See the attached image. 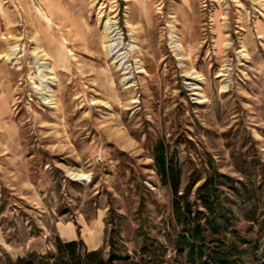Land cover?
<instances>
[{
  "label": "rangeland",
  "instance_id": "374dc122",
  "mask_svg": "<svg viewBox=\"0 0 264 264\" xmlns=\"http://www.w3.org/2000/svg\"><path fill=\"white\" fill-rule=\"evenodd\" d=\"M263 1L0 0V264H51L62 224L115 264H198L183 219L264 264V51L241 27Z\"/></svg>",
  "mask_w": 264,
  "mask_h": 264
},
{
  "label": "trees",
  "instance_id": "16d2710c",
  "mask_svg": "<svg viewBox=\"0 0 264 264\" xmlns=\"http://www.w3.org/2000/svg\"><path fill=\"white\" fill-rule=\"evenodd\" d=\"M155 161L157 164V171L161 176L163 184H167L170 186L173 194L178 200L181 198V195H178L179 192V174L178 171L174 172L173 168L167 163L163 152H159L155 157ZM203 196V207L206 209H210V201L206 194ZM180 203L175 201V211L180 216V209L182 210V214L185 216H190L191 209L188 201H185V205L180 208ZM179 221L182 220L179 217ZM183 243L188 248L189 256L194 260H197L198 264H205L206 260H210L212 264H225L228 261V252L223 251L220 245L219 239L217 242L209 241L213 243V245L206 246L207 236L203 233L202 223L200 221H195L194 223L189 220L183 219ZM214 233L219 231L218 223H213L209 221L207 223ZM199 242V246L196 248V243ZM56 252L57 256L53 257V261L51 264H115L114 260L117 259L114 255H109L107 258H104L99 249L96 250H87L85 248L84 243L81 239L62 241L59 238L56 239ZM32 256V255H31ZM12 264H31V261L27 260L24 257L17 258L15 263ZM124 264H142L138 261H130Z\"/></svg>",
  "mask_w": 264,
  "mask_h": 264
},
{
  "label": "crops",
  "instance_id": "0c3cea01",
  "mask_svg": "<svg viewBox=\"0 0 264 264\" xmlns=\"http://www.w3.org/2000/svg\"><path fill=\"white\" fill-rule=\"evenodd\" d=\"M241 27L243 28L242 43L244 49L247 50L251 55H256L260 51V49L264 51V12L263 17H259L252 22L250 21L248 16L246 19H241ZM58 232L61 238L68 241L75 240L81 237L84 240L88 250H95L102 245V234L99 233V237H97L98 235L86 236L84 232L79 234L74 226L70 224H62V226L59 227Z\"/></svg>",
  "mask_w": 264,
  "mask_h": 264
},
{
  "label": "bare ground",
  "instance_id": "6f19581e",
  "mask_svg": "<svg viewBox=\"0 0 264 264\" xmlns=\"http://www.w3.org/2000/svg\"><path fill=\"white\" fill-rule=\"evenodd\" d=\"M128 1V0H127ZM44 17H48V14H44ZM48 19V18H47ZM108 30H109V28H106V32H107V34L109 33L108 32ZM179 44V43H178ZM110 46V45H109ZM177 46V45H176ZM51 70V72H53L54 70L53 69H50ZM49 71V70H48ZM56 71V70H55Z\"/></svg>",
  "mask_w": 264,
  "mask_h": 264
}]
</instances>
